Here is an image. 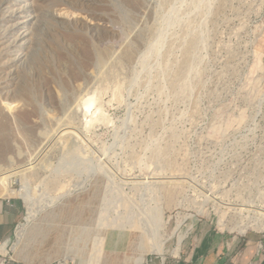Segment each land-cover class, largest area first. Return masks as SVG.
Listing matches in <instances>:
<instances>
[{
  "label": "rangeland",
  "instance_id": "obj_1",
  "mask_svg": "<svg viewBox=\"0 0 264 264\" xmlns=\"http://www.w3.org/2000/svg\"><path fill=\"white\" fill-rule=\"evenodd\" d=\"M25 163L0 264L264 242V0H0V172Z\"/></svg>",
  "mask_w": 264,
  "mask_h": 264
},
{
  "label": "crops",
  "instance_id": "obj_2",
  "mask_svg": "<svg viewBox=\"0 0 264 264\" xmlns=\"http://www.w3.org/2000/svg\"><path fill=\"white\" fill-rule=\"evenodd\" d=\"M22 218L21 202L0 196V255L7 246L6 242L14 237L15 229ZM207 230L206 235L203 234L188 243V257L182 264H264V246H260L263 241L243 242L237 238H225L216 229ZM62 261L69 260L57 259L43 264H59ZM27 264L42 263L30 261Z\"/></svg>",
  "mask_w": 264,
  "mask_h": 264
},
{
  "label": "bare ground",
  "instance_id": "obj_3",
  "mask_svg": "<svg viewBox=\"0 0 264 264\" xmlns=\"http://www.w3.org/2000/svg\"><path fill=\"white\" fill-rule=\"evenodd\" d=\"M93 99L90 98L86 103H85V106L87 108H90L92 105H93ZM29 164L25 163V164H22L20 165L19 167L21 168H17V169H9L7 170L6 172L2 173L0 172V186L4 189L3 192H6L10 195H14L17 190L13 189L8 181V177H10L12 174H18L19 172H23L24 170V167L28 166ZM172 185H176L175 183V180H171V183L169 184L170 187H167L168 189V192L171 193L172 190H173V186ZM222 226L229 229L230 231H237V233H240V234H246L248 232L249 229L251 228H258V229H261V226L257 223V221H250L248 223H244V222H239V223H236V224H232V223H225V221H222ZM26 231V222H20L19 224V236H24V232ZM20 239V238H19ZM23 240V238H21L18 242H17V245L21 243V241ZM148 248V247H147ZM155 249L153 250H149L150 253H159L161 255H165V252L162 250V248L160 246H154ZM180 250V249H179ZM177 251V254L176 255H179L180 254V251ZM148 254L145 253V254H142L140 256L137 257L136 259V263L137 264H143L145 261H146V258H147ZM91 264H102V259L100 258L98 261H94L92 262Z\"/></svg>",
  "mask_w": 264,
  "mask_h": 264
},
{
  "label": "built area",
  "instance_id": "obj_4",
  "mask_svg": "<svg viewBox=\"0 0 264 264\" xmlns=\"http://www.w3.org/2000/svg\"><path fill=\"white\" fill-rule=\"evenodd\" d=\"M260 246L263 247L264 246L263 243H261ZM59 264H71V263H69V261H62Z\"/></svg>",
  "mask_w": 264,
  "mask_h": 264
}]
</instances>
